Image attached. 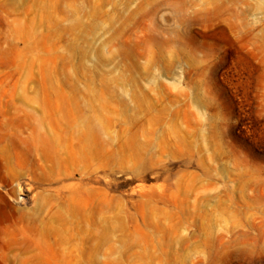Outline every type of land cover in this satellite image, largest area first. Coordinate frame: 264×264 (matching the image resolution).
Wrapping results in <instances>:
<instances>
[{
	"label": "rangeland",
	"instance_id": "374dc122",
	"mask_svg": "<svg viewBox=\"0 0 264 264\" xmlns=\"http://www.w3.org/2000/svg\"><path fill=\"white\" fill-rule=\"evenodd\" d=\"M0 264H264V0H0Z\"/></svg>",
	"mask_w": 264,
	"mask_h": 264
}]
</instances>
